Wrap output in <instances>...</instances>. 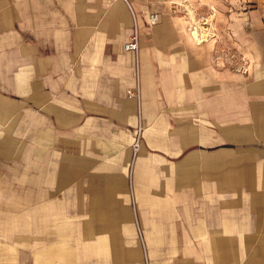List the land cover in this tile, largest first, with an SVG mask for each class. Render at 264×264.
I'll return each mask as SVG.
<instances>
[{"label":"crops","instance_id":"obj_1","mask_svg":"<svg viewBox=\"0 0 264 264\" xmlns=\"http://www.w3.org/2000/svg\"><path fill=\"white\" fill-rule=\"evenodd\" d=\"M181 2L0 0V264H264V0Z\"/></svg>","mask_w":264,"mask_h":264},{"label":"rangeland","instance_id":"obj_2","mask_svg":"<svg viewBox=\"0 0 264 264\" xmlns=\"http://www.w3.org/2000/svg\"><path fill=\"white\" fill-rule=\"evenodd\" d=\"M254 0H184V2L176 5V12H172L173 16L179 19L182 23V27L186 30L187 34L192 38L191 31H198L207 33L209 36L211 33H216L215 30V17L221 16V14L240 13L245 8H251L254 4ZM218 22L220 20H217ZM216 35H212L211 38ZM225 52L216 53V59H226ZM233 58V70L242 72L241 66L242 54L237 47H234L231 53H228V58ZM1 170V165H0ZM17 201V196L8 195L4 196L0 193V208L8 206L9 204L14 207ZM15 203V204H14ZM12 212V211H11ZM13 214H11L12 216ZM0 212V218H1ZM2 223V222H1ZM0 223V224H1ZM5 227L0 226V239H25L24 235H20V229L18 228L17 221H7ZM13 224V225H12Z\"/></svg>","mask_w":264,"mask_h":264},{"label":"built area","instance_id":"obj_3","mask_svg":"<svg viewBox=\"0 0 264 264\" xmlns=\"http://www.w3.org/2000/svg\"><path fill=\"white\" fill-rule=\"evenodd\" d=\"M122 1L127 8L130 11V14L132 16V21H133V33L130 37V39L124 43V49L128 50V51H133L134 53H137L138 48H139V27H138V18H137V14L134 10L133 7V0H120ZM141 2H147L149 0H138ZM158 18L157 13H149L148 15V23L149 25H153L156 23ZM207 34H203V35H197V37L200 39V41L205 40L207 38ZM128 94L130 95H135L137 98L139 97V90L138 87L136 86V89L134 91L132 90H128ZM139 148V137L136 138L134 144H133V151L134 154L136 153V151ZM144 262L145 264H148V259L146 256H144Z\"/></svg>","mask_w":264,"mask_h":264},{"label":"bare ground","instance_id":"obj_4","mask_svg":"<svg viewBox=\"0 0 264 264\" xmlns=\"http://www.w3.org/2000/svg\"><path fill=\"white\" fill-rule=\"evenodd\" d=\"M191 33H192V35L196 38V40H197L198 42H200V39L196 36L197 32L194 31V30H192ZM200 35H201V33H200Z\"/></svg>","mask_w":264,"mask_h":264}]
</instances>
